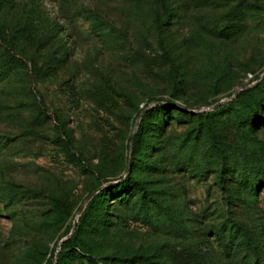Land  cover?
<instances>
[{
  "label": "rangeland",
  "instance_id": "1",
  "mask_svg": "<svg viewBox=\"0 0 264 264\" xmlns=\"http://www.w3.org/2000/svg\"><path fill=\"white\" fill-rule=\"evenodd\" d=\"M168 2L170 17L160 0H0L24 63L0 82V264H55L75 235L70 264H264V184L242 183L264 172V127L234 110L262 96L264 0ZM231 24L243 34L214 35ZM159 106L183 117L143 157ZM131 175L145 191L109 205L113 227L80 228L91 195Z\"/></svg>",
  "mask_w": 264,
  "mask_h": 264
},
{
  "label": "trees",
  "instance_id": "2",
  "mask_svg": "<svg viewBox=\"0 0 264 264\" xmlns=\"http://www.w3.org/2000/svg\"><path fill=\"white\" fill-rule=\"evenodd\" d=\"M160 3L164 16L170 17L172 13L168 0H160ZM202 5L217 6L227 4H223V0H203ZM244 9V4H240L237 8H235V11H232V20L243 22L244 18L242 15L244 13ZM243 32L244 26H242V24H231L230 26L216 30L214 35L221 39H229L239 37L243 34ZM0 41V82H2L6 80L14 70L22 67L24 63L11 52V48L7 47L3 38H0ZM262 82L263 84L260 87L262 96L260 99H255L252 102L246 101L241 104L238 109H234L237 112L236 116L238 117L239 126L249 128L252 133L256 132L257 127H264V122H261V118L258 116V109L263 107L264 104V79ZM182 117L183 113L170 106H159L147 110L141 117L138 124V130L133 140L134 151L143 157H152V152L157 149L155 146L156 139H159L162 135L164 125L169 120H180ZM64 147L71 150L72 144L66 141L64 142ZM137 161H140L141 163L145 162L142 159H137ZM135 168L139 169L140 166L137 164L135 165ZM149 169H152V166H150ZM249 176L246 177L242 183L245 186L249 185L250 190L255 192L260 184H264V172H257L253 174V176ZM108 182L109 181H106L104 183ZM101 186L102 184L99 187ZM138 191H145V188L139 179L133 175L127 177L123 182H120L117 185H111L100 190L94 195L84 210L79 219L78 226L84 230L91 227L96 234H104L105 232H108V230L113 227V224L109 223L107 220V210L109 205L116 202H125L128 204L130 202V198L134 197L135 193ZM76 239L77 235L63 241L55 264H70L69 261L75 257V251L79 249ZM77 262L79 264H96L93 258L85 253L80 255Z\"/></svg>",
  "mask_w": 264,
  "mask_h": 264
},
{
  "label": "water",
  "instance_id": "3",
  "mask_svg": "<svg viewBox=\"0 0 264 264\" xmlns=\"http://www.w3.org/2000/svg\"><path fill=\"white\" fill-rule=\"evenodd\" d=\"M96 193H93L92 195H91V197H90V199H92L93 197H94V195H95ZM58 257V256H57ZM57 257H56V259H57ZM56 263V262H55Z\"/></svg>",
  "mask_w": 264,
  "mask_h": 264
},
{
  "label": "built area",
  "instance_id": "4",
  "mask_svg": "<svg viewBox=\"0 0 264 264\" xmlns=\"http://www.w3.org/2000/svg\"><path fill=\"white\" fill-rule=\"evenodd\" d=\"M252 76H250V78H251Z\"/></svg>",
  "mask_w": 264,
  "mask_h": 264
}]
</instances>
